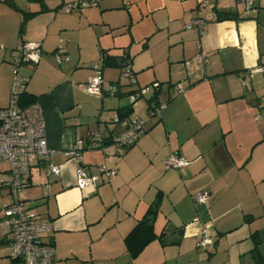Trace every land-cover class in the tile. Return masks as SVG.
<instances>
[{
  "label": "crops",
  "instance_id": "1",
  "mask_svg": "<svg viewBox=\"0 0 264 264\" xmlns=\"http://www.w3.org/2000/svg\"><path fill=\"white\" fill-rule=\"evenodd\" d=\"M70 1L0 0V107L10 101V51L25 41L41 44L40 61L21 64L19 73L28 77L25 91L42 107L51 147L66 150L90 131L108 136L123 129L112 118L129 104L125 95L96 96L84 89L91 65L102 64L106 55L130 60L136 83L121 93L158 81L165 105L160 116L149 117L148 100L143 107L139 100L131 104L146 129L126 151L81 150L94 189L77 185V162L62 153L51 158L60 166L56 176L42 162L31 165L29 185L17 196L50 222L44 240L54 247L52 264L264 263V115H256L264 98L254 82L264 73L258 71L264 69V0L249 11L238 0H209L206 6L200 0H88L91 6L66 10ZM23 12L36 13L20 31ZM224 12L235 18L218 20ZM196 17L205 21L202 33L186 27ZM59 43L68 55L61 63L53 53ZM201 52L206 60L197 58ZM102 73L105 86L120 81L117 65H105ZM177 83L183 85L179 94L173 90ZM171 153L189 164L165 168ZM0 161L7 164L2 184L9 165ZM99 165L115 174L106 175ZM127 170L144 176L135 189L129 185L134 178L123 179ZM159 191L154 229L164 237L132 258L124 237ZM200 191L208 193L205 202L194 199ZM206 225L213 243L204 249L197 241ZM8 231H0V264H9Z\"/></svg>",
  "mask_w": 264,
  "mask_h": 264
},
{
  "label": "built area",
  "instance_id": "2",
  "mask_svg": "<svg viewBox=\"0 0 264 264\" xmlns=\"http://www.w3.org/2000/svg\"><path fill=\"white\" fill-rule=\"evenodd\" d=\"M244 11L253 8L256 0H238ZM85 0L75 1L66 6V10L86 6ZM209 0H200L198 5H210ZM204 19L196 17L191 19L186 27H197L198 32H203ZM42 55L40 43L25 41L17 48L11 50L10 61L14 66V76L11 82L9 105L0 107V160L8 163L9 168L1 182L7 186L13 195V199L0 208V223L9 230L8 253L9 264H52L55 259V250L50 242L44 240V236L51 230L49 221L43 219L37 212L28 207L25 201L18 198L20 189L29 185L28 175L31 165L42 162L44 170L49 175H58L60 166L51 158L56 153H62L68 158H74L77 162L75 168L76 182L81 188L94 189V177L80 163V152L84 149H100L107 153L108 146L121 152L132 145L146 129L144 118L129 116L119 118L115 115L112 122L120 124L123 129L112 134L111 137L98 131H90L86 139H78L73 146L66 150L51 147L47 143L45 120L41 105L35 101L25 106H18L17 99L21 91L26 87L28 77L21 75L18 70L21 64L36 63ZM206 53H199L197 58L206 60ZM54 57L58 63L68 59L63 46L59 43L54 51ZM263 71V68H258ZM121 77L127 87L136 83V78L126 63L121 71ZM244 85L245 81L242 82ZM124 87V86H123ZM160 83L155 81L145 85L135 86L124 93L129 105L144 98L148 100L147 114L149 117L161 115L164 103L156 101V92L160 90ZM87 93L103 96L116 95L119 87L115 83L104 85V78L99 63H93L91 72L84 85ZM183 91V85L177 83L174 86L175 94ZM184 156L171 153L165 160L164 166L168 169H178L189 164ZM98 169L106 175L115 174V170L107 169L99 165ZM208 198L206 191H200L194 195L198 202H205ZM213 243L209 226H203L197 241V246L207 248Z\"/></svg>",
  "mask_w": 264,
  "mask_h": 264
},
{
  "label": "trees",
  "instance_id": "3",
  "mask_svg": "<svg viewBox=\"0 0 264 264\" xmlns=\"http://www.w3.org/2000/svg\"><path fill=\"white\" fill-rule=\"evenodd\" d=\"M37 1H39L42 4V0H37ZM86 2H88V4L86 6H91L92 5L91 2H89V1H86ZM11 5H13V4L11 3ZM74 9H77V8H74ZM34 13H36V12H23V18H22V21H21V24H20V31L23 30V28L25 26L26 19L29 18L30 16L34 15ZM229 18H235V15L224 12V13H220L217 16V19L218 20L229 19ZM40 48H41V44H40ZM55 50H56V48L54 49V51ZM41 52H42V49H41ZM41 57H42V55H41ZM41 57H40V59H41ZM40 59L38 60V62L40 61ZM9 62L12 65V63L10 61V56H9ZM38 62H36V63H28V64L34 66ZM94 63H99V62H94ZM126 63H128L130 65V60H129V58H128V56L126 54H123L122 55V58H120L118 61H116V58L115 57H112L110 55H106L103 58V60H102V64H100V63L99 64L101 65V69L105 65H117V66H119L121 68V71H122V68L124 67V65ZM13 68H14V66H13ZM130 70H131V67H130ZM18 72H19V70H18ZM131 72H132V70H131ZM112 83L117 84L118 87H119V91L116 93V95L124 94V93H121L120 92L121 91V88L123 86L126 87L125 82L123 81V79L121 77V74H120V81H116V82H112ZM159 83H160V87H161V82H159ZM174 86H175V84L173 85V90H174ZM159 91L156 92V98L155 99H156V101H159V102L163 103L158 98ZM35 101H36V97L34 95L26 92L25 89L19 93L18 99H17V103H19V105H21V106L28 105V104H30L32 102H35ZM131 113H132V108H131V105H129V104L126 107L119 108L117 110V115L119 116V118H123V117L129 116ZM108 136L111 137L112 135H108ZM132 145H129L123 151H126ZM161 200H162V192L159 191L156 194V197L154 198V200L149 204V206H148L145 214L142 217H140L139 219H137V221L134 224V226L132 227V229L124 237V244L126 246V249H127L128 253H129V255L132 258H134L135 256H137L141 252V250L149 242H151L152 240H154V239L162 240L163 239L164 234L162 232L157 233L155 231V229H154V220H155V217H156V215L158 213ZM9 236H10V234H9ZM255 264H264V263L262 262V260H259V262L256 261Z\"/></svg>",
  "mask_w": 264,
  "mask_h": 264
},
{
  "label": "rangeland",
  "instance_id": "4",
  "mask_svg": "<svg viewBox=\"0 0 264 264\" xmlns=\"http://www.w3.org/2000/svg\"><path fill=\"white\" fill-rule=\"evenodd\" d=\"M75 1H80V0H72V1H70L69 3H67V4H71V3H73V2H75ZM85 1H88V0H85ZM66 4V5H67ZM33 7L34 8H37L38 7V5L37 4H33ZM88 8V7H87ZM78 9V8H77ZM74 13H79L80 11L79 10H75V11H73ZM264 70V69H263ZM261 72H263V71H261ZM264 74V73H263ZM263 74L262 73H260L259 75H260V77H255L254 78V82L255 81H257L258 80V84L256 85L255 84V90H256V93H257V95H258V97L261 99V98H264V76H263ZM259 78V79H258ZM254 82H253V85H254ZM128 100V99H127ZM145 103V105H146V102H145V99L144 98H142V99H140L139 101H138V106L139 107H143V104ZM258 103L260 104V107H261V105H262V107L260 108V107H257V111H256V115H260L261 114V112H262V115H264V102L262 101L261 102V100H258ZM256 105L258 106V104L256 103ZM256 122H260V121H256ZM257 125V124H256ZM6 166H7V164L6 163H3L2 161H0V176H1V171L4 169V168H6ZM136 173V172H135ZM130 178H134V179H132V180H130ZM123 179L124 180H126V179H128V180H130L131 182H130V186H131V188H134L135 189V187H136V185H137V182H138V180H143L144 179V176H139L138 178L136 177V176H133V173H131V172H129L128 170L127 171H125V173L123 174ZM129 186V187H130ZM12 193H11V191L8 189V187H5V186H2V184L0 183V208H2L3 207V205L5 204V203H7L8 201H10V200H12ZM156 225V229H157V231H159V224L158 223H156L155 224ZM5 227V226H4ZM4 227H0V231H1V229H4ZM6 228V227H5ZM4 246L3 245H1V247L0 248H3ZM3 251H1L0 250V253H2Z\"/></svg>",
  "mask_w": 264,
  "mask_h": 264
}]
</instances>
